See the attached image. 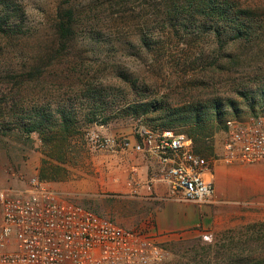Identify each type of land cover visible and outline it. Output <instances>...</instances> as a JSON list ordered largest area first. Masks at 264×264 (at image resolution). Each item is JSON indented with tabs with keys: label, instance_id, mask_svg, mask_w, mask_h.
Segmentation results:
<instances>
[{
	"label": "rangeland",
	"instance_id": "374dc122",
	"mask_svg": "<svg viewBox=\"0 0 264 264\" xmlns=\"http://www.w3.org/2000/svg\"><path fill=\"white\" fill-rule=\"evenodd\" d=\"M210 1L0 0V19L9 22L0 32V188H22L33 176L58 168L61 177L51 181L56 186L77 180L79 169L96 177L94 164L103 163L102 154L139 156L132 150L139 131L160 128V117L169 111L219 101L227 119H247L252 106L246 94L264 90V0ZM211 3L240 12L251 35L232 40L236 31L203 15ZM146 103L162 109L139 117L127 113ZM235 107L239 117H231ZM65 108L77 114L78 124L62 163L47 156L45 138L28 136L24 128L34 109L58 117ZM92 111L99 112L96 123L104 117L99 114L111 117L105 129L86 121ZM172 130L187 135L183 126ZM90 132L112 139L116 147L97 150ZM207 134L212 149L202 155L220 159L224 124L210 121ZM64 194L121 224L139 217L133 195ZM205 207L212 212L205 233L172 241V256L158 264H232L217 252L239 254L230 248L242 244L244 257L255 252L249 258L263 260L258 246L264 244V202L213 201ZM243 256L238 258L245 264L249 258Z\"/></svg>",
	"mask_w": 264,
	"mask_h": 264
},
{
	"label": "built area",
	"instance_id": "2783aa9c",
	"mask_svg": "<svg viewBox=\"0 0 264 264\" xmlns=\"http://www.w3.org/2000/svg\"><path fill=\"white\" fill-rule=\"evenodd\" d=\"M95 124L98 130L105 129L104 124ZM225 127L223 163H264V114L245 120L229 118ZM88 137L97 150L116 147L112 139L95 132ZM139 138L132 150L153 154L161 161L149 179L150 186L167 184L169 197L177 202L213 203L214 179L207 178L213 176L212 166L195 152L191 138L172 129L151 127L142 128ZM130 184L131 194L137 195L140 183L136 177ZM169 243L123 227L39 176L22 188H0V264H158L172 256Z\"/></svg>",
	"mask_w": 264,
	"mask_h": 264
},
{
	"label": "crops",
	"instance_id": "0c3cea01",
	"mask_svg": "<svg viewBox=\"0 0 264 264\" xmlns=\"http://www.w3.org/2000/svg\"><path fill=\"white\" fill-rule=\"evenodd\" d=\"M123 153L102 154L100 159L103 163L94 164L100 171L96 177L79 169L78 175L75 176L77 180H72L66 185H52L63 194L70 190L80 193L109 190L115 194L132 195L130 180L136 177L140 187L138 194L133 195L131 203L139 217L135 222H118L120 225L148 234L160 243L205 233V225L212 218V212L206 205L176 203L169 197L170 187L167 184L149 185V179L161 164L158 156H132ZM210 164L215 177L216 205L232 200L264 202V163L228 165L220 159H215L211 160Z\"/></svg>",
	"mask_w": 264,
	"mask_h": 264
},
{
	"label": "trees",
	"instance_id": "16d2710c",
	"mask_svg": "<svg viewBox=\"0 0 264 264\" xmlns=\"http://www.w3.org/2000/svg\"><path fill=\"white\" fill-rule=\"evenodd\" d=\"M214 1L215 0L210 2ZM206 7L208 8L203 9V15L206 18H212L218 22H223L225 25H229L234 31H236V34L233 36L232 40H245L251 35L249 31L245 30V28L249 27V24H246L244 20L241 21V14H239L240 12L234 11L233 7L219 6L215 3L206 5ZM8 23V19H0V32H5V28L9 27ZM246 99L251 103L252 106V112L249 116L260 115L261 112L257 110V107L259 106L264 110V90L260 93V95L248 96L246 94ZM160 109H162V105L159 103H146L140 106L131 107L127 113L134 117H139L140 115H149L151 112H157ZM236 110L237 108L235 107L231 117H239L238 113H236ZM59 113L60 115L55 117V114L52 111L49 112L34 109L29 115V123L26 124L24 130L28 136L32 135L33 133H39L43 138H45V146H48L46 147L47 150L45 151L47 156H57V159L60 162L65 163L67 151L70 149L69 140L75 132L78 120L77 114L67 110L66 108L59 110ZM98 113L99 112L95 111L89 112L87 116L85 115L86 119H88L86 121L88 123L98 122L96 121ZM227 114L229 113L224 110V107L221 105V103L216 101L210 104V106L195 105L186 108L185 110L169 111L167 114L160 117L159 121H161V123L158 125V127L161 126L160 128L164 129H175L176 126H183L186 128L187 136L193 141L195 152L203 156L202 152H210L212 149V146L207 144V139L209 137L207 134L208 123L210 121H212V123L216 121L218 124L223 123L226 130L225 122L227 120ZM99 115L104 116L99 123L104 125L109 123L111 117H107L104 114ZM46 134H49V136ZM58 172H60L59 168L58 170L52 169L50 172L42 171L39 177L42 180L50 182L57 181L61 177L58 175ZM171 244L172 243L167 244V247L172 251L170 247ZM242 246L243 244L230 248L232 251L238 250L239 254H228L226 251H219L217 253L219 254L221 260L228 258L232 264H243L244 260L242 258L239 259L238 257L243 256L245 253L244 250H246L247 247L242 248ZM258 248L264 251V244L259 245ZM253 254H255V252L247 255V257H243L244 259H248ZM255 261V259L249 258L245 264H264V258L261 262Z\"/></svg>",
	"mask_w": 264,
	"mask_h": 264
}]
</instances>
